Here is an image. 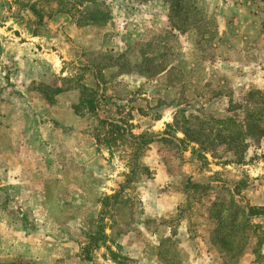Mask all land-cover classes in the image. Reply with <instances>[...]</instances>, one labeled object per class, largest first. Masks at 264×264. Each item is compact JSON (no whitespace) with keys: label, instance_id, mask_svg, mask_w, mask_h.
Instances as JSON below:
<instances>
[{"label":"rangeland","instance_id":"374dc122","mask_svg":"<svg viewBox=\"0 0 264 264\" xmlns=\"http://www.w3.org/2000/svg\"><path fill=\"white\" fill-rule=\"evenodd\" d=\"M254 122L264 0H0V264H264Z\"/></svg>","mask_w":264,"mask_h":264},{"label":"trees","instance_id":"16d2710c","mask_svg":"<svg viewBox=\"0 0 264 264\" xmlns=\"http://www.w3.org/2000/svg\"><path fill=\"white\" fill-rule=\"evenodd\" d=\"M57 92H60L61 90L60 89H56ZM91 103H93V101H91ZM241 127V129H239V133L241 134L242 132L244 133L243 131V125H239ZM251 126V129L255 130L256 132L255 133H262L264 135V130H260V126L254 122L253 124L249 125ZM250 134H252L250 132ZM199 185V184H198ZM237 212L235 214V216H233L232 218V222H231V225H229L230 227H233L237 222V219L239 220V223H240V230H244L246 229L250 224L251 222V216L254 215V212H255V207L253 206H248L247 209H244V208H241V207H238L236 208ZM223 211V210H222ZM241 215V216H240ZM228 225L226 224L225 227H227ZM221 229L220 231H218V233H216V241H219L220 245L222 247H225V246H228V245H233V242L238 239L239 237H247V232L246 233H241V232H238L235 227H233L232 229L228 230V231H225L223 230V227L220 225ZM225 245V246H224ZM239 253V252H238Z\"/></svg>","mask_w":264,"mask_h":264},{"label":"crops","instance_id":"0c3cea01","mask_svg":"<svg viewBox=\"0 0 264 264\" xmlns=\"http://www.w3.org/2000/svg\"><path fill=\"white\" fill-rule=\"evenodd\" d=\"M74 25H75V24H71V25H70V28H72ZM62 102H63V101H62ZM62 102H61V104H62ZM63 106H64V105H63ZM172 210H173V207H172ZM169 228H170V227H169ZM169 228L167 227V232H169V231H168ZM153 236H154V239L156 238V242H157V240L159 241V238H158V237H160L159 233H154ZM163 237H164V236H163Z\"/></svg>","mask_w":264,"mask_h":264}]
</instances>
